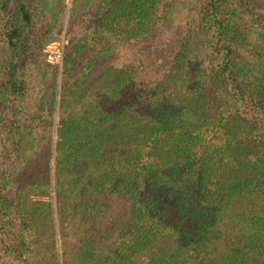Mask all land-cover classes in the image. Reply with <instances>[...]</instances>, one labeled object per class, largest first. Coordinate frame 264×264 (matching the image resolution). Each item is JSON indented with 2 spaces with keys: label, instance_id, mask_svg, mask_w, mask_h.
<instances>
[{
  "label": "trees",
  "instance_id": "obj_1",
  "mask_svg": "<svg viewBox=\"0 0 264 264\" xmlns=\"http://www.w3.org/2000/svg\"><path fill=\"white\" fill-rule=\"evenodd\" d=\"M65 11L0 0V264H264V0Z\"/></svg>",
  "mask_w": 264,
  "mask_h": 264
},
{
  "label": "rangeland",
  "instance_id": "obj_2",
  "mask_svg": "<svg viewBox=\"0 0 264 264\" xmlns=\"http://www.w3.org/2000/svg\"><path fill=\"white\" fill-rule=\"evenodd\" d=\"M66 3V11H65V16L63 19V24L61 22V19L56 21L55 28H54V41L49 42L47 45L44 47V53L48 61L53 62V63H60L61 62V57H62V51H63V46L66 42L65 40V21L67 20V15L69 13V8L71 6L72 0H64ZM62 6V5H61ZM247 15L244 14V19H247ZM216 244L218 243V246H220V242H215ZM253 261L254 259L251 257L250 259Z\"/></svg>",
  "mask_w": 264,
  "mask_h": 264
}]
</instances>
